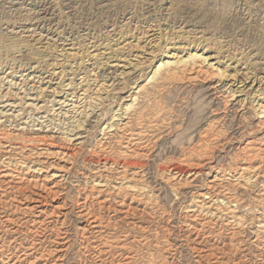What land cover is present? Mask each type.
Masks as SVG:
<instances>
[{
	"label": "rangeland",
	"instance_id": "rangeland-1",
	"mask_svg": "<svg viewBox=\"0 0 264 264\" xmlns=\"http://www.w3.org/2000/svg\"><path fill=\"white\" fill-rule=\"evenodd\" d=\"M42 2H48L46 13H44ZM148 31V35L144 34ZM0 43L2 47L7 46L0 50L1 60L16 59L18 62H29L34 66L42 58L52 64L54 58L57 57L59 61L54 62L57 66L51 65L50 69L54 68L58 72L63 69L60 67L61 65L67 66V71H71L69 66L73 65L74 67L75 65L73 69L76 70L77 65L81 62L80 58L87 55L86 45L93 46L95 43L102 45L98 51L92 52L94 48L90 49L94 58L91 60L85 58L84 66L89 71L93 70L92 74H95L90 77L92 79L90 84L93 83L96 76L103 74L104 77H99L97 83L91 85L92 88L88 94L92 96V101H82L79 105L82 108L79 111H77L78 108L66 107L68 102L65 105L57 104V101L65 96L59 88L60 76L55 77L51 84L48 83L49 78H46L44 83L41 82L42 79L35 78L34 81H29L28 87H23L20 83L23 78L22 74L18 73L17 80H13L17 82V85L10 86L8 81L12 78H8L7 74H2L8 69V66L4 69L0 66V70L3 69L0 71V76H5V84L0 87V96L3 97L8 93L5 101L0 99V134L8 133L11 142L17 143L24 140L26 143L23 144L27 147V154L31 150L41 152L49 148L75 155L73 162L68 165L70 168L68 174H72L69 179L71 184L67 182L66 186H63L65 189L67 187L68 191L66 189L59 201L52 200L49 205L47 204L50 208L57 203L61 204L63 199L69 204L67 206L69 208L65 207L61 210L67 216V229L70 236L68 249L64 252L63 264L65 261L66 264H95L97 262V255L93 251L86 252L82 249V235H80L82 233L78 228L82 222L76 220L73 203L75 198H72L74 197V177L80 176L81 173H88L87 171L93 167L92 162L97 160V157H101V154L97 155L98 152L94 149V144L102 137V128L112 122L113 116L123 113V111H119L121 105L125 103L121 98L130 95L134 91L133 87L148 83L153 68H156L161 60H169L168 57H165L167 54L186 57L188 53L195 51L198 47V51L202 48L205 49V51L202 50L205 52L203 56L210 57L209 62L218 63L216 67L218 66L226 72L222 83L227 84L228 87H241L240 81H244L248 73L250 77H256L257 81L254 84L248 81L245 92L238 95V99L242 100L244 106L240 103L242 107H234L236 109L233 108L235 102H233L234 104L230 102L225 108L221 101L217 103L219 100L215 97L203 95L201 90L211 81H203L199 78V80L186 82L180 78L181 80L170 81L156 89L153 88L155 83H151L150 87L153 89L151 97L143 96L139 105L136 106L138 109L142 108L143 115H135L134 112H130L128 117L131 118L135 129L147 126L151 122L158 126L154 133L152 130H148L151 131L148 133L153 135V143L147 148L148 151L145 150L146 156L130 159V161L142 162L145 165L144 172L147 174L143 173L141 176L145 175V177L143 179L139 177L138 180L148 186L152 182L150 185L152 188L149 187L156 197V212L152 211L147 214L149 217L145 215V218L141 220L143 214L140 212L143 208L132 205L137 208V213H140L136 217V222L142 223L138 224V228H133L123 222L124 215L122 213L114 214L112 211L108 213L97 209L96 205L91 206L92 209L98 210L96 212L103 214L102 216L108 217L112 223L116 220L113 227L115 230L118 229L117 232H130L128 233L131 234L130 241L138 240L137 243L135 241L134 244L131 243L132 251H135L133 264H150L149 255L156 256V258L153 257L156 259L153 261L156 264L161 262V264H205L201 259H198L199 254L193 250L194 248L192 249V246L197 248L196 243L192 242L195 238L192 232L190 233L181 225L180 217L183 208L189 204L194 193L205 190L210 179H213L219 170L218 165L222 164L228 169H236L245 164L256 166L264 164V152H260L258 157V155L253 156L249 153L250 151L252 153V150H242L251 141L257 147L264 144L259 142L260 140L258 141V138H262L264 129L260 130L256 126L259 120V109L264 106V94H262L264 91V0H0ZM18 48L22 49L21 53H16ZM202 51L201 53H203ZM232 55L235 57L230 61ZM108 60L110 61L107 62L110 63L108 66L118 63L120 68L103 66V69H97V65H94L96 61L106 63ZM85 68L82 70V75ZM44 72H41V77L50 75ZM122 73L124 74L122 75ZM236 79L240 81L236 82ZM235 82L236 85L232 86ZM31 88H35V90H29ZM39 88L45 89L42 96L39 95L41 92ZM7 105L9 106L3 107ZM84 120L86 121L83 128L81 127L82 131L77 130L75 126L78 123L76 122ZM51 122L53 123L51 124ZM202 132H209L207 136L210 137V139L207 137V143L210 146L204 147L205 149H201L197 144L199 139H202L201 136H204ZM76 133H81L85 137L75 141L73 135ZM28 139L29 141H40V143H30L27 142ZM80 142H85V144H78ZM207 143L205 144L207 145ZM115 147L116 150L119 149L117 145ZM203 150L206 151L203 152ZM111 156L116 158V153ZM34 158L38 159L37 156ZM184 158L190 162L185 164ZM41 160L43 159L41 158ZM49 162L53 163L54 167L62 164L54 158ZM178 163L182 165L181 167H186L185 169L188 171L200 172V174L190 178V183L184 184L185 187L182 185L178 195H172L170 190L172 180H167V174L160 176V170L163 167L179 166ZM212 167L215 168L211 169ZM259 183L252 186L253 188L247 186L242 189L235 188L239 198H243L246 204L252 201L250 204L256 205L258 201L256 199L259 197L257 195H260L258 191L262 190V186L264 189V184ZM128 204L130 201H127ZM116 206L118 205H114V208L119 209ZM120 209H126V207H120ZM245 209V211H241V215L249 221L258 216L257 210L254 211L255 213H249L248 206ZM71 210L72 212H70ZM168 212L170 213L168 214ZM251 213L252 215H250ZM131 218L129 220L132 221L133 218ZM83 224L86 223L83 222ZM143 231H147L144 237L148 239L144 244L143 239L137 238ZM250 231L253 232L252 227H245L241 231L240 237H237L238 242H241L240 245H242L238 252L230 246L225 233L221 238L212 237L210 239L213 248L217 247L215 249L217 253L214 250V254L216 253L215 256L222 264L225 262V264H264L263 257H258V251L251 243L253 235ZM153 233L158 236H154ZM121 234L123 233L119 235ZM185 237L189 238L187 243L182 241ZM163 241L166 243L162 245ZM168 242L172 245H167ZM164 245L173 248L170 250V253L174 254L173 256L165 253L167 248L163 253L160 248L165 247ZM178 246L182 248L180 249ZM163 259L167 262L165 263ZM157 260H160L159 263ZM109 261L111 260L108 259L107 264H110ZM212 262L210 261V263Z\"/></svg>",
	"mask_w": 264,
	"mask_h": 264
},
{
	"label": "bare ground",
	"instance_id": "bare-ground-1",
	"mask_svg": "<svg viewBox=\"0 0 264 264\" xmlns=\"http://www.w3.org/2000/svg\"><path fill=\"white\" fill-rule=\"evenodd\" d=\"M173 3L174 2L172 1V5ZM42 5L44 6L43 8L45 10L44 13H46L48 10L47 9L48 2L46 3L42 2ZM150 31H154V30H150ZM144 34L148 35L149 31L148 33L144 32ZM101 46L97 45V43L93 44V46L86 45L85 50L87 55L80 58L81 62L80 64L77 65L76 70L73 69L75 68V65L74 67L73 65L69 66L71 71H67V66L64 65L60 66L63 68L61 72L56 71L54 68L50 69L51 65L54 67L57 66L54 63L56 61H59L57 60L58 59L57 57L54 58L52 64H49L47 60H44L45 58H42L34 66L31 65L29 62L27 63L22 61L18 62V60L16 59L13 60L12 58H11L12 60H9L10 62L7 61L5 58L6 61L5 63V61L1 60L2 59L1 58L0 66L3 69L8 66L7 69L8 71L6 70L2 74L3 75L7 74L8 78H12L10 81H8L10 82V86L17 85V82L13 80H17L16 78L18 76L16 75L18 73L22 74L21 77L23 78H21L20 83L23 87H28L29 81H34L35 78L42 79L41 81L42 83H44V80L46 78H49L48 83L51 84L52 81L55 80V77L60 76L61 83L59 85V88L62 90V93L65 96H63L61 100L57 101V104L61 103V105H65L68 102L65 105L66 107L71 106L73 108H78L77 111H79L82 108V106L79 107L82 101L85 102L89 100L92 101V96L91 95L89 96L88 94V92L91 91L92 88L91 85H95L99 77H104L103 74L100 76H96L93 83L90 84L92 81L90 77L95 76V74H92L93 70L89 71L88 68H85L86 66H84L85 58H89L90 60L94 58L90 53L91 52L90 49L94 48L92 52H95L98 51L99 47ZM6 47L7 46L5 47L0 46V50ZM198 48L195 51L188 53V56L186 57L185 56L179 57L175 54L172 55L167 54L165 57H168L169 60H161L159 64L156 66V68H153L148 83L146 82L142 85L139 84L137 87H133L132 89H134V91L130 95H128L126 98L125 97L121 98L122 101H124L125 103L121 105L119 111H123V113L120 114L119 116L116 114L113 116L112 122L107 123L102 128L101 130L102 137L99 138L94 144V149H96L98 152L97 155L101 154V157H97V160H94L92 162L93 167L87 171L88 173H84V174L81 173L80 176L78 175L74 177L75 178L74 181L75 185L73 186L74 197L72 198H75L73 200L74 201L73 203L76 210L75 211L76 220L82 222L80 226L78 225V228L82 233L80 234L82 235V242H81L83 245L82 249H84L86 252L93 251V253L97 255L96 256L97 262L95 264H107L108 259L111 260L109 261L110 264H133L135 262L134 261L135 251L134 252L132 251L131 243H133L134 241L136 242L138 240L133 239V241H130L131 234L130 235L128 234L130 232L127 233L122 231L123 229L122 226H121L122 232H117L118 229L115 230V228L113 227V224L115 223L116 220L113 221L114 223H112V221L108 217L106 218L102 216L103 214L101 215L99 212H96L98 210L92 209L91 207L92 205H96L97 209H100L108 213L109 211L114 212V214L122 213L124 215L123 222L128 224L129 226H132L133 228L136 227L138 228V224H142V223L136 222L137 219L136 217L139 212L137 213V208L133 207L132 205H136V206L138 205L143 208L141 209L142 212H140L141 214H143L141 215L142 217L140 216L141 220L145 218V215L147 216V214L151 213L152 211H155L157 208L156 197L153 194L152 190L150 189L151 187L150 185L152 184V182L150 183L149 181L150 183L149 185L150 187H149L148 184L142 183L141 180L139 182L138 180L139 177H141L142 179L143 177H145V175L141 176L143 175V173H146L144 172L145 165L142 162L130 161L132 157L144 156L146 154L145 150L148 151L149 149L147 148L150 147L153 143V135L149 134L151 131L148 130H152L153 131L152 133H154L156 128L158 127L157 124L151 122L149 123V125L146 124L147 126H143L135 129L131 122V118L128 117L130 112H134L135 115H143V110L141 111L142 108L138 109V107L136 106L139 105L138 103L140 102V99L143 96L145 97L146 95L147 97L149 95V97H151V94L153 93L152 91L153 89H151L150 87L151 83H155V85H153V88L156 89L166 85L170 81L179 80L180 78L186 80V82L199 80V78L202 79L203 81L205 80L211 81L201 90L203 92V95L215 97L217 100H219L217 103L221 101L223 105H225V108L230 102L231 104H234L233 102H235L233 108L234 107L237 108V106L242 107L243 105L242 100L238 99L239 97L238 95L243 94L245 92L248 86L247 85L248 81L253 82V84L257 81L255 76L250 77L248 73L246 74L245 80L243 79L244 81H240L239 79L238 80L236 79V82L240 81L241 87L238 88L237 86L236 88L228 87L227 84L222 83V79L226 77L225 75L226 72L221 70L218 66L216 67L218 63L209 62V59H211L210 57L203 56L205 53L203 52L205 51L204 48H202L203 51L202 50L198 51ZM201 51L203 53H201ZM21 52L22 49L18 48L16 53H21ZM234 57L235 56L232 55V57H230L229 60L230 61L233 60ZM107 62L110 61L108 60L106 61V63H100L99 61H96L94 65H97L96 67L97 69H103L104 67H109L114 69H117L118 67L120 68L118 63H114V65L108 66L110 63L108 64ZM43 66H45L46 68H42ZM84 68L85 71L84 74L82 75V70ZM3 69H1L0 71H2ZM51 71L52 73H50ZM41 72H44L46 74L48 73L50 75L48 76L45 75L41 77L42 74ZM39 73L40 75H38ZM123 74L124 73H122V75ZM1 76H0V87H3L2 85L5 84V79H4L5 76L2 77ZM216 79L218 80L216 81ZM236 82L232 84V86H235ZM29 90L33 91L35 90V88H31ZM44 91L45 89H41L39 95L42 96ZM7 94L4 95L3 97L0 96V99H2L1 101H5L4 99L7 96ZM262 94H264V91ZM63 99L65 100L63 101ZM8 106L9 105L3 107H8ZM123 115L125 116L123 117ZM258 116H259V120L256 126L261 130L264 129V106L260 107ZM33 118L35 119V117ZM85 121L86 120H84L83 122L77 121L76 123L78 124L75 126V128L77 130L79 129V131H82L83 125H85ZM52 123L53 122H51V124ZM208 133L204 132L203 133L204 136H201L202 139H199V143L195 142L199 145V147H201V149H203L206 146H210L207 143V137L210 139L209 135L207 136ZM0 135H1L0 136V264H63V258H65L64 252L65 250L67 251L68 249L67 247L70 243V236L68 234L69 232L67 229V222H66L67 216L66 214H63L61 210L65 209V207H67L69 204L66 203V201L63 199L61 204H58L56 202L57 205H52V207L50 208H48V205L52 200L59 201L60 197L65 194L67 187L65 189L63 188V186L64 185L66 186L67 182H69L70 174H71V173L68 174L69 173L68 171L70 169L68 165L73 162V160L75 159V155L74 153L69 154L68 152L65 151L60 152V151H54L53 149L52 151L49 148L45 149L46 151H41V152H35V150H31V151L29 150L30 152L27 154L26 152L27 147L23 144L26 143L24 140L22 142H17V143L11 142L12 140H10L8 133H4ZM73 136L75 141L85 137L81 135V133H76ZM258 141L264 143V134L262 138H258ZM27 142L40 143V141H32V140L29 141V139ZM205 143H207V145ZM78 144H85V142H80ZM115 145L119 147V149L117 148L118 150H116ZM245 149H248L249 151L252 150V153L251 151L249 153L252 154L253 156L258 155L259 157L260 152H264V144H262L260 147H257L253 145V141H251L248 142V144L242 150ZM205 151L203 150V152ZM114 153H116L115 156L116 158H112L111 156L112 154L114 155ZM34 156H37L38 159H35ZM41 158L43 160H41ZM52 158L57 159L62 164H59L57 167H54V164L49 162L50 159ZM134 159L136 158H133L132 160ZM183 160L185 161L184 162L185 164L186 162H190L189 160L186 161V158H184ZM181 166L182 165L179 166L174 165L171 167L168 166L166 168L163 167L160 170V176H164L165 174H167V180L168 181L172 180L171 181L172 184H170L171 185L170 190L172 195L173 194L178 195L180 192L179 188H182L181 187L182 185L189 184L190 178H192L196 174H200V172L193 173L190 170L188 171L187 169H185L186 167L184 168ZM218 166H219L218 167L219 170H217L214 177L212 176L213 179H210L209 183L206 185L205 190L197 193L193 192L194 194L191 196L189 204L183 208L182 215L180 217L181 225L185 227L184 229H186L190 233L192 232L193 237H195L192 240V242H194V244L196 243L197 248L192 246V249L194 248L193 250L199 254L198 259H201L202 262H205V264H222L219 261V258L215 256L217 253L215 249H217V247L215 246V249L213 248L214 246L211 244L212 242L210 241V239L212 237L221 238V236L222 235L224 236L225 233V235L227 234L228 236L230 246H232V248L238 252V250L240 251V246L242 245H240L241 242L240 243L238 242L239 240H237L238 239L237 237H240L239 235H241L240 233L241 231L244 230L245 227H252L253 232L252 231L250 232H252L253 241L251 243H253V246H255L254 248L257 249L259 254L258 257H263L264 259L263 186L261 185L262 190L258 191L259 192L258 194L260 195H257L259 197L256 200H258L259 202L258 201L257 203L255 202L256 205L253 204L251 205L250 203L252 201L251 202L249 201V203L246 204L243 198H239L237 194L238 192H236V189H238L237 187H239L240 189L245 188L246 186L253 188L255 185H257V182L264 184V164L261 163L258 166L245 164L240 167L238 166L236 169L233 168L228 169L227 167H224V165L222 164ZM215 167H212L211 169H214ZM187 174L188 176L186 177ZM67 176L69 177L67 178ZM143 182L145 181L143 180ZM180 194L182 195V193ZM70 201H72V199H70ZM127 201H130V204L127 205ZM114 205H118L116 207H119V209L114 208ZM247 206L249 208L248 211L249 213L250 212L255 213L254 212L255 210H257L258 212V216L257 217L254 216L255 218L253 217L254 219L252 221H249L243 215H241V211L243 210L245 211L246 210L245 208H247ZM120 207L121 208L126 207V209H120ZM70 209L72 208L70 207ZM70 212H72V210ZM169 213L170 212H168V214ZM252 213L250 215H252ZM165 214L167 215L166 212ZM129 218H131L132 221L129 220ZM83 222L86 224H83ZM172 223L174 224V222ZM120 224H121V220H120ZM116 225L118 226V223H116ZM142 228L140 229L142 230ZM144 231L142 233L141 232L139 233L141 234L140 236L138 235L139 237L136 236L137 238H140V240L143 239L142 241L143 244L148 240L146 237H144L147 231L146 232ZM182 231L184 232V230ZM156 232L158 233V231ZM120 233L123 234L119 235ZM156 234H154V236H158ZM178 239L177 241H179ZM187 239L189 238L185 237V239H183L182 241L187 243L188 241ZM165 243L166 242L162 243V245ZM147 244L149 245V243H146V245ZM168 244L170 243L168 242L167 245ZM139 246L137 248L140 251L141 249L139 248ZM164 246L165 247H161V248L159 247V248L163 251V253L164 250L167 248L165 253H167L168 255L171 254L170 250L172 247L169 246L170 247L169 248L166 245ZM214 250L216 251L215 254H214ZM251 255L253 256V254ZM153 257L156 258V256ZM153 257L151 255H149L148 257L150 264L155 259V258L153 259ZM78 258L80 259L79 256ZM51 259L53 260L51 261ZM159 261L157 260L158 263ZM210 261L213 262L210 263ZM152 264H156V263L153 262Z\"/></svg>",
	"mask_w": 264,
	"mask_h": 264
}]
</instances>
